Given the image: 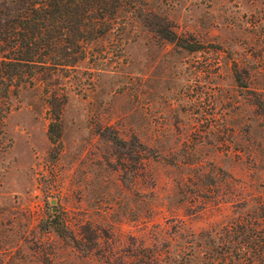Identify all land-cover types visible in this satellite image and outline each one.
I'll return each instance as SVG.
<instances>
[{
	"label": "rangeland",
	"instance_id": "1",
	"mask_svg": "<svg viewBox=\"0 0 264 264\" xmlns=\"http://www.w3.org/2000/svg\"><path fill=\"white\" fill-rule=\"evenodd\" d=\"M136 5L76 68L10 94L0 264H194L191 233L264 190V0ZM157 24L206 46L186 50Z\"/></svg>",
	"mask_w": 264,
	"mask_h": 264
},
{
	"label": "trees",
	"instance_id": "2",
	"mask_svg": "<svg viewBox=\"0 0 264 264\" xmlns=\"http://www.w3.org/2000/svg\"><path fill=\"white\" fill-rule=\"evenodd\" d=\"M16 4L0 10V121L10 109L8 99L15 89L42 73L76 68L86 56L87 43L110 33L120 12L137 10L136 0H18ZM156 32L189 51L206 46L159 24ZM236 82H242L239 75ZM48 131L50 141L57 143L59 112ZM112 141L124 144L117 136ZM235 207V216L219 229L191 233L188 247L194 264H264V190ZM53 228L76 244L63 223H54Z\"/></svg>",
	"mask_w": 264,
	"mask_h": 264
}]
</instances>
